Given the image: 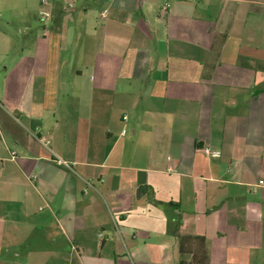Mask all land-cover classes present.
I'll return each mask as SVG.
<instances>
[{"label": "crops", "instance_id": "obj_1", "mask_svg": "<svg viewBox=\"0 0 264 264\" xmlns=\"http://www.w3.org/2000/svg\"><path fill=\"white\" fill-rule=\"evenodd\" d=\"M38 5L0 0V264H180L177 218L264 264V0Z\"/></svg>", "mask_w": 264, "mask_h": 264}, {"label": "trees", "instance_id": "obj_2", "mask_svg": "<svg viewBox=\"0 0 264 264\" xmlns=\"http://www.w3.org/2000/svg\"><path fill=\"white\" fill-rule=\"evenodd\" d=\"M179 219L173 229L178 239L180 251V264H209V254L206 240L203 236L182 235L178 232Z\"/></svg>", "mask_w": 264, "mask_h": 264}, {"label": "rangeland", "instance_id": "obj_3", "mask_svg": "<svg viewBox=\"0 0 264 264\" xmlns=\"http://www.w3.org/2000/svg\"><path fill=\"white\" fill-rule=\"evenodd\" d=\"M28 20H29L30 28L33 30L32 33L38 32V34H39L40 20L43 21V19L41 18V15H40L38 0H29ZM22 28H24V25L22 26ZM24 33H26V32H24ZM23 36L24 35H19L18 38L22 39ZM30 41H31V39L29 37L28 42H30ZM13 55H15V53H12V56ZM8 61H10V57H9ZM5 64H7V63H4L1 68H3L5 66Z\"/></svg>", "mask_w": 264, "mask_h": 264}, {"label": "built area", "instance_id": "obj_4", "mask_svg": "<svg viewBox=\"0 0 264 264\" xmlns=\"http://www.w3.org/2000/svg\"><path fill=\"white\" fill-rule=\"evenodd\" d=\"M42 3L45 4V3H46V0H42ZM167 8H168V3H165V4L163 5V10H164V11H167ZM40 15H41V18H42V19H45L46 16H47L46 13H44L43 11H40ZM101 15H102V16H106V13L103 12ZM124 119H127V115H124ZM125 131H126V130L124 129L123 132H125ZM44 139H45L44 137L41 138V140H44ZM205 152H206V153H210L211 151H210L209 148H206V149H205ZM213 153H217V152L213 151ZM13 154H14V153H13ZM56 162H57L58 164H60V165H66V166H69V162H68L67 160H65V159H62L61 157H57ZM261 186H264V178H261V179H259L256 183H254L253 186H252V189H253V191H256V190L258 189V187H261Z\"/></svg>", "mask_w": 264, "mask_h": 264}]
</instances>
